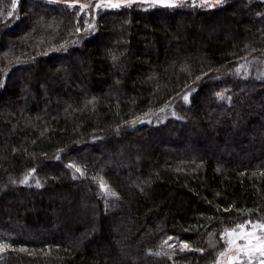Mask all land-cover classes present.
Returning <instances> with one entry per match:
<instances>
[{
    "label": "trees",
    "instance_id": "16d2710c",
    "mask_svg": "<svg viewBox=\"0 0 264 264\" xmlns=\"http://www.w3.org/2000/svg\"><path fill=\"white\" fill-rule=\"evenodd\" d=\"M77 10L0 0V264H212L264 220V0Z\"/></svg>",
    "mask_w": 264,
    "mask_h": 264
},
{
    "label": "snow or ice",
    "instance_id": "6c2138e0",
    "mask_svg": "<svg viewBox=\"0 0 264 264\" xmlns=\"http://www.w3.org/2000/svg\"><path fill=\"white\" fill-rule=\"evenodd\" d=\"M68 6L73 7L78 0H67ZM134 0H96L95 7L100 8H120L123 6H131ZM149 6L160 5L163 7L174 8L178 6H187L186 0H145ZM224 0H192L193 7H208L212 8L216 5H220ZM16 7L15 0L12 5ZM80 10L84 11L88 8L87 4L80 3ZM11 15V13H9ZM92 28V25H89ZM77 31H80L78 28ZM217 97L223 98L221 93L216 94ZM183 99L188 102V95L185 94ZM175 115V113H173ZM68 167L74 168L76 172L80 175H84L82 169L75 164H69ZM31 171H35L34 169ZM31 172L29 173V175ZM28 176H25L20 183H26ZM39 182H37V187H39ZM100 187L102 190L107 191L108 186L101 182ZM115 195V193H111ZM172 239V237H169ZM221 239L227 245L224 251L220 252L216 264H264V222H252L245 221L241 224H236L235 227L226 228L224 232L221 233ZM10 247L3 241H0V252H3L6 248ZM190 245L186 241L181 242V251L189 249ZM203 251V250H198ZM226 257V260L223 258Z\"/></svg>",
    "mask_w": 264,
    "mask_h": 264
},
{
    "label": "rangeland",
    "instance_id": "374dc122",
    "mask_svg": "<svg viewBox=\"0 0 264 264\" xmlns=\"http://www.w3.org/2000/svg\"><path fill=\"white\" fill-rule=\"evenodd\" d=\"M12 1V5H13V2L14 0H11ZM17 0H15V3H16ZM48 1H53V2H58V3H62V4H65L68 6V2L67 0H48ZM225 1V0H224ZM210 2H212V0H210ZM80 3H84V4H87L88 5V8L85 9L84 11H81L80 10V7H79V4ZM134 4H137V5H140V6H146V5H149L148 3L145 2V0H134V2L132 3V5ZM186 4H191L192 5V0H186ZM96 5V0H78V3H76L73 8H76L78 9L84 16L85 18V21L87 22V27H89V25H93L95 24L94 21H95V17H96V13L98 10H102V9H111V8H100V9H97L95 7ZM155 6H160V5H155ZM121 7H127V6H121ZM12 8H14L12 6ZM208 8V7H207ZM77 10V11H78ZM185 94H188L187 92L185 93H182L180 96H178V98H175L173 99L171 102H169L167 105H165L164 107L160 108L158 111L155 112L156 115L159 116V118H164L166 117L168 114L169 115H172L171 111L167 112L166 108L167 109H171V108H176L177 104L178 103H184L185 100L183 99L184 95ZM186 103V102H185ZM166 110V111H165ZM171 113V114H170ZM153 114H151L150 116H147L146 118H150L151 116H153ZM157 116V117H158ZM146 118H143L141 120H144ZM202 118V117H201ZM203 121H207L206 118H202ZM131 126V125H130ZM245 221H252V222H264V220H260V219H245V220H242L241 222H238L237 224H241V223H244ZM236 224H234L232 227H235ZM232 227H229V228H232ZM226 229V228H225ZM223 229L221 232L219 233H209L208 236L206 237V240H205V246H204V249L205 250H209V251H212L214 252V260H213V263L212 264H216V259L219 255L220 252L224 251L225 248L227 247V245L224 243V241L221 239V233L224 232ZM106 253V252H105ZM105 253H103L105 255ZM224 260H226V257L223 258Z\"/></svg>",
    "mask_w": 264,
    "mask_h": 264
}]
</instances>
